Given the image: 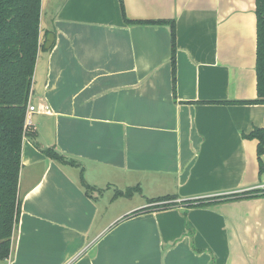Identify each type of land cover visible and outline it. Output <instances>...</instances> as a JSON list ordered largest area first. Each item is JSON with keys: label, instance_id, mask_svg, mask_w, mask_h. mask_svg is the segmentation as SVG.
I'll return each instance as SVG.
<instances>
[{"label": "crops", "instance_id": "1", "mask_svg": "<svg viewBox=\"0 0 264 264\" xmlns=\"http://www.w3.org/2000/svg\"><path fill=\"white\" fill-rule=\"evenodd\" d=\"M123 2L42 0L2 262L264 264V152L261 168L247 136L264 104L241 103L258 97L256 0Z\"/></svg>", "mask_w": 264, "mask_h": 264}, {"label": "trees", "instance_id": "2", "mask_svg": "<svg viewBox=\"0 0 264 264\" xmlns=\"http://www.w3.org/2000/svg\"><path fill=\"white\" fill-rule=\"evenodd\" d=\"M124 11V2L119 0ZM42 0H0V259L10 255L13 234L20 221L21 205L19 193L22 146L30 131L26 128L27 110L30 102L34 72L40 42ZM257 15V91L254 100L241 103L264 104V0H256ZM128 22L133 23L127 17ZM164 21V20H163ZM144 23L143 21H134ZM158 23L160 21H149ZM166 22V21H164ZM172 32L173 81L176 77V26L167 21ZM259 140L258 156L264 152V127L255 128L247 135ZM44 152L51 158L71 162L53 148ZM261 162V158H260ZM261 168L263 163L261 162ZM89 188L87 184H84ZM128 188L118 194L132 196L135 189ZM258 196L257 193H253ZM259 195H263L261 193ZM175 196H164L150 202L172 201ZM197 200L193 205L207 204ZM162 208L169 207L163 204Z\"/></svg>", "mask_w": 264, "mask_h": 264}, {"label": "built area", "instance_id": "3", "mask_svg": "<svg viewBox=\"0 0 264 264\" xmlns=\"http://www.w3.org/2000/svg\"><path fill=\"white\" fill-rule=\"evenodd\" d=\"M44 108L47 109V107H44ZM36 110H37L36 106L29 103L28 110H27V119H26V124H25L27 129H28V126L31 125L30 115Z\"/></svg>", "mask_w": 264, "mask_h": 264}, {"label": "water", "instance_id": "4", "mask_svg": "<svg viewBox=\"0 0 264 264\" xmlns=\"http://www.w3.org/2000/svg\"><path fill=\"white\" fill-rule=\"evenodd\" d=\"M53 43H54V35L50 34L47 38L45 48L49 49L53 45Z\"/></svg>", "mask_w": 264, "mask_h": 264}, {"label": "rangeland", "instance_id": "5", "mask_svg": "<svg viewBox=\"0 0 264 264\" xmlns=\"http://www.w3.org/2000/svg\"><path fill=\"white\" fill-rule=\"evenodd\" d=\"M48 9V7H46ZM44 19L46 20V18L44 17ZM0 264H5L4 262H2V260L0 259Z\"/></svg>", "mask_w": 264, "mask_h": 264}]
</instances>
